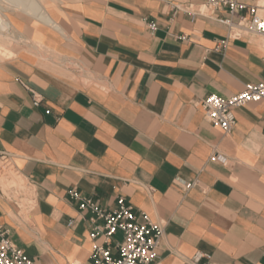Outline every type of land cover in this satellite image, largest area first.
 <instances>
[{
	"label": "crops",
	"instance_id": "1",
	"mask_svg": "<svg viewBox=\"0 0 264 264\" xmlns=\"http://www.w3.org/2000/svg\"><path fill=\"white\" fill-rule=\"evenodd\" d=\"M31 1L0 0V151L33 189L25 215L0 181L10 238L35 264H94L103 238L77 188L164 224L152 264H264V105L235 108L230 134L201 107L264 82L263 38L238 25L249 11L227 23L226 8L200 12L209 0Z\"/></svg>",
	"mask_w": 264,
	"mask_h": 264
},
{
	"label": "built area",
	"instance_id": "2",
	"mask_svg": "<svg viewBox=\"0 0 264 264\" xmlns=\"http://www.w3.org/2000/svg\"><path fill=\"white\" fill-rule=\"evenodd\" d=\"M226 8L231 18L225 22H232V17L240 11L248 10L249 16H242L239 26L262 36L264 41V3L248 4L240 0H209L200 10L204 14H214L217 9ZM152 29L156 24L151 23ZM35 106L41 104L40 94L31 90ZM249 102H261L264 105V82L248 83L245 88L227 98L217 94H210L201 101V107L206 120L220 126L225 134H230L236 124L233 110ZM264 116V113H263ZM215 153L212 158L217 159ZM0 159L11 163L10 156L0 151ZM178 179V178H177ZM186 189L201 186L196 179L183 183ZM70 197L79 204L80 213H90L93 228L90 233L92 239L103 238L102 243H96L92 258L94 264H152L158 257L165 233V226L161 222H154L146 212L137 214L132 204L123 195L117 197V205L113 210H106L93 199L84 196L77 188L69 191ZM74 220L69 222L74 224ZM121 231L123 239L112 245L114 235ZM200 259V257L197 258ZM0 264H35L34 261L11 238L10 231L0 223ZM70 264H80L78 261Z\"/></svg>",
	"mask_w": 264,
	"mask_h": 264
},
{
	"label": "rangeland",
	"instance_id": "3",
	"mask_svg": "<svg viewBox=\"0 0 264 264\" xmlns=\"http://www.w3.org/2000/svg\"><path fill=\"white\" fill-rule=\"evenodd\" d=\"M264 3V0L261 1ZM0 15L4 16L0 10ZM10 30V29H9ZM5 32V31H4ZM0 53L7 56L5 51H2L0 47ZM0 181L2 187L7 191L5 192L11 198L17 200L23 209V214L28 213V204L32 202L33 199V189L29 182L23 178L19 172L15 169L12 163H8L3 159H0ZM21 179V184H19L18 179Z\"/></svg>",
	"mask_w": 264,
	"mask_h": 264
},
{
	"label": "bare ground",
	"instance_id": "4",
	"mask_svg": "<svg viewBox=\"0 0 264 264\" xmlns=\"http://www.w3.org/2000/svg\"><path fill=\"white\" fill-rule=\"evenodd\" d=\"M30 1H31V0H29V2H30ZM36 1H37V0H35V1H34V0L31 1V4H34V3H32V2H36ZM36 3H37V2H36ZM36 3H35V4H36ZM35 4H34L33 7H32V6H29L30 4H29L28 6H29V8L32 7L31 9L35 10L34 7L37 6V5H35ZM28 6H27V8H28ZM27 8H26V9H27ZM2 9H3V8H2ZM36 9H37V8H36ZM33 10H31V11H33ZM37 11H38V9H37ZM10 26H11V25L9 24L8 20L6 19V17L0 15V30L5 31V32H8L9 29H10ZM1 167H2V166H0V168H1ZM17 179H18V178H17ZM18 181H19V184L22 185V184H21L22 182H21V179H20V178L18 179Z\"/></svg>",
	"mask_w": 264,
	"mask_h": 264
}]
</instances>
